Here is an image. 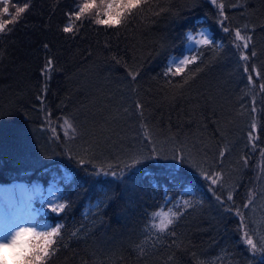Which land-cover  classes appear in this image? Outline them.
Instances as JSON below:
<instances>
[{
  "label": "trees",
  "instance_id": "obj_1",
  "mask_svg": "<svg viewBox=\"0 0 264 264\" xmlns=\"http://www.w3.org/2000/svg\"><path fill=\"white\" fill-rule=\"evenodd\" d=\"M84 2L0 12L28 5L0 32V181L55 186L41 232L61 227L44 264H264L245 239L264 247V0H140L113 26L96 23L102 0L76 20ZM202 28L213 43L166 75ZM62 116L77 135L54 128ZM169 209L174 223L153 228Z\"/></svg>",
  "mask_w": 264,
  "mask_h": 264
},
{
  "label": "snow or ice",
  "instance_id": "obj_2",
  "mask_svg": "<svg viewBox=\"0 0 264 264\" xmlns=\"http://www.w3.org/2000/svg\"><path fill=\"white\" fill-rule=\"evenodd\" d=\"M213 3H215V0H212ZM140 4V0H109V2L105 5V15L106 19H97L96 23L104 24L108 26L113 25H119L121 23L120 17L124 14L125 10L131 11L133 8L138 7ZM3 8L0 9V12L2 13H8L9 12V0H3ZM28 5L25 4L23 7L16 8L15 15H13L11 21H0V32H3L5 30L7 23H12L16 20V18L23 13L27 9ZM96 7L95 0H85V2L79 6L78 11H75L73 13V16L76 20H79L81 15L87 12L88 10ZM219 7H223L220 5ZM113 9H117L116 16L113 17L112 11ZM97 16H99V13H97ZM73 28L71 25L66 26L64 28L65 32H71ZM225 32H228V28H224ZM202 36V39L196 41V43L203 44V45H210L213 43V40L209 39L207 35L204 33L200 34ZM235 37L238 41H243V47H248V41L251 39V37H245L241 35V30L237 29L235 32ZM188 39L190 41L194 40L195 38L189 35ZM237 47L239 48L240 45L237 44ZM252 56H255V53H251ZM197 57H185L182 60H179V63L175 67V71L171 67L168 68V73H171L172 75L181 74L184 72L185 66H187L190 63H193ZM241 59L247 60V56H241ZM48 67V65H46ZM245 71H247V68H245ZM133 78H135V73L131 74ZM249 81L252 80V76L248 77ZM255 127V125H253ZM71 129L73 132H75V129L73 128V125L67 120H64V134L68 135V130ZM53 132H55V129H53ZM223 154V153H222ZM83 163V161H81ZM112 175H116V173H112ZM202 175L205 176L206 179L211 180L212 185H216L218 182L219 175L218 173L209 175L208 173L202 172ZM213 194H215L213 192ZM217 200H221L220 196L216 197ZM227 200H232L233 196L232 193L229 192L227 195ZM185 207H189V202H184ZM247 207V205H245ZM65 208L64 204H60L57 206H53L52 211L59 212L62 211ZM241 213L239 210H237V215H240ZM179 213L174 212L171 209H169L168 212H156L152 214L153 220L157 216H160V222L158 224L153 223L152 227L158 229L160 232H164L167 230L169 225H172L174 223V220L172 217L178 218ZM24 223V221H22ZM60 225H57L55 228H52L50 232H37L34 227H21V226H15L14 231L6 232L5 237L3 239H0V249H6V248H12V249H19L18 252L15 253V256L17 257L16 264H44V260L51 255V248L55 244V239L59 233ZM246 243L251 247L252 251H264V247L257 248L256 244L253 242L251 238H248L246 240ZM0 264H5V262L0 261Z\"/></svg>",
  "mask_w": 264,
  "mask_h": 264
},
{
  "label": "rangeland",
  "instance_id": "obj_3",
  "mask_svg": "<svg viewBox=\"0 0 264 264\" xmlns=\"http://www.w3.org/2000/svg\"><path fill=\"white\" fill-rule=\"evenodd\" d=\"M105 2L108 3L109 0H102L103 5ZM201 33H204L210 39L209 32L206 29H199L194 33H189L195 39L192 41L188 39L185 54L181 57L173 58V65L176 66L179 60L189 57L188 51L199 45L196 41L202 39ZM65 119L73 125L75 132L69 129L68 135L64 134ZM54 128H58V131L68 138L77 135L75 125L65 116L59 119ZM51 129H53V126H51ZM57 203L56 188L52 184L43 187L38 183L29 184L28 182L18 181L13 183V185L8 183L0 185V239L5 237L6 232L14 231L17 225L21 227H34L37 232H41L44 223L40 221L42 220L40 214L43 208L45 205L52 206ZM245 239L247 240L248 238ZM18 251L19 249L12 248L0 249V261L5 262L4 256H6L16 263L17 257L15 253Z\"/></svg>",
  "mask_w": 264,
  "mask_h": 264
},
{
  "label": "bare ground",
  "instance_id": "obj_4",
  "mask_svg": "<svg viewBox=\"0 0 264 264\" xmlns=\"http://www.w3.org/2000/svg\"><path fill=\"white\" fill-rule=\"evenodd\" d=\"M203 29V28H202ZM188 41V40H187ZM199 45H202V44H199ZM199 45H197V46H199ZM176 57H178V56H175V57H173V58H176ZM173 58H171L170 60H169V67H171L173 70H175V65H173V62H172V60H173ZM63 117V116H62ZM68 118V117H67ZM77 129V128H76ZM260 155H261V149H259V152H258V158H257V161H256V163L254 164V166H253V181H252V185H251V188H250V191L248 192L249 194H248V198H247V201L246 202H249L250 200H251V198H252V196H253V185H254V182H255V178H256V172H257V169H258V164H259V160H260Z\"/></svg>",
  "mask_w": 264,
  "mask_h": 264
}]
</instances>
